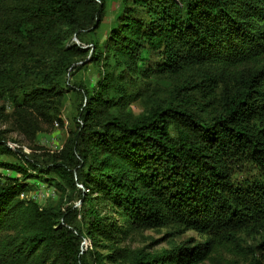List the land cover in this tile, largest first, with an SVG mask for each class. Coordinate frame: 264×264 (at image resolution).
<instances>
[{"label": "trees", "instance_id": "16d2710c", "mask_svg": "<svg viewBox=\"0 0 264 264\" xmlns=\"http://www.w3.org/2000/svg\"><path fill=\"white\" fill-rule=\"evenodd\" d=\"M107 1L0 0V123L33 143L73 63L90 54L99 72L93 88L77 85L76 130L59 151L33 146L29 159L0 162L22 177L0 182V231L25 228L0 241V264H197L210 254V242L115 249L168 226L230 239L259 227L254 249L264 251V0H121L104 42L69 44L100 28ZM140 99L150 103L135 116ZM8 132L0 154L11 156ZM240 161L260 178L233 182ZM33 174L60 202L33 208L31 220L18 198Z\"/></svg>", "mask_w": 264, "mask_h": 264}, {"label": "rangeland", "instance_id": "374dc122", "mask_svg": "<svg viewBox=\"0 0 264 264\" xmlns=\"http://www.w3.org/2000/svg\"><path fill=\"white\" fill-rule=\"evenodd\" d=\"M121 0H108L103 15V21L100 28L94 33L92 31H85L81 35L79 42L76 38H71V43L80 45L86 49L91 46L94 40L99 43L104 42L107 32L114 26L115 17L119 11ZM253 64V63H252ZM251 66L246 65L245 67ZM73 69L64 75L62 84L67 88L66 96L60 104L55 105L56 108L52 112V120L43 121L41 123L42 131L39 132L34 142L27 140L11 122L0 123V131H9L5 135V141L2 142L5 147L11 150L13 155L0 154V162L17 164L22 158H31L28 149L33 146L43 147L51 151H59L65 141L72 136L76 130V114L81 103L80 95L77 90V85L82 87L93 88L99 78L98 68L90 64V54L84 61H77L73 63ZM215 70H220L222 66L213 65ZM226 75V76H225ZM224 76L227 77L226 72ZM173 79H165V87L170 85ZM72 89V90H71ZM150 102L146 100H137L129 106V111L132 114L140 115L146 109ZM5 105L6 112L11 113V101L6 99L2 102ZM232 181L239 183L246 178H260L258 171L251 165L242 161L236 163L232 167ZM22 180L21 174L14 171L0 169V182L8 180ZM27 191L19 195V200L27 208L32 220L33 208H45L48 206L55 207L60 202V191L54 186L42 180L37 174H33V178L26 180ZM81 186H77L80 189ZM22 195V196H21ZM68 205L74 204L76 207L77 194H67ZM65 204V203H63ZM25 228L21 226H8L0 231V241L13 240L23 232ZM260 228L249 227L239 231L231 232L232 239L229 235L222 233H200L195 230H184L168 226L160 229L138 230L130 236L126 237L120 245L115 249H124L126 254H133L138 250H145L148 252H159L162 249H167L173 245H180L183 242H189L192 245L203 244L210 242V254L201 262L197 264H250L253 259H257L261 264H264V251H256L254 247L260 239ZM83 250H90L91 243L85 240ZM102 253L106 254V250L101 249ZM125 260L118 257L116 264H124Z\"/></svg>", "mask_w": 264, "mask_h": 264}, {"label": "built area", "instance_id": "2783aa9c", "mask_svg": "<svg viewBox=\"0 0 264 264\" xmlns=\"http://www.w3.org/2000/svg\"><path fill=\"white\" fill-rule=\"evenodd\" d=\"M22 196V195H21Z\"/></svg>", "mask_w": 264, "mask_h": 264}]
</instances>
